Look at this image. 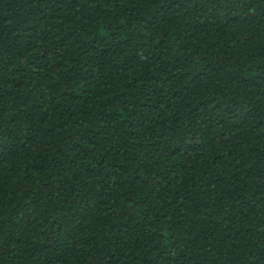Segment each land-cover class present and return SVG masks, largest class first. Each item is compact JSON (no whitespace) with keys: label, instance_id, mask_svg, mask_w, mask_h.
<instances>
[{"label":"trees","instance_id":"16d2710c","mask_svg":"<svg viewBox=\"0 0 264 264\" xmlns=\"http://www.w3.org/2000/svg\"><path fill=\"white\" fill-rule=\"evenodd\" d=\"M0 264H264V0H0Z\"/></svg>","mask_w":264,"mask_h":264}]
</instances>
